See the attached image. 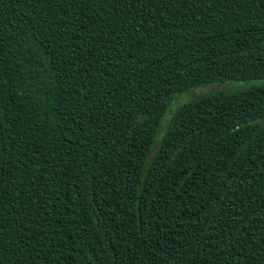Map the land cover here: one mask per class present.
Segmentation results:
<instances>
[{
	"label": "trees",
	"instance_id": "obj_1",
	"mask_svg": "<svg viewBox=\"0 0 264 264\" xmlns=\"http://www.w3.org/2000/svg\"><path fill=\"white\" fill-rule=\"evenodd\" d=\"M0 264H264V0H0Z\"/></svg>",
	"mask_w": 264,
	"mask_h": 264
},
{
	"label": "rangeland",
	"instance_id": "obj_2",
	"mask_svg": "<svg viewBox=\"0 0 264 264\" xmlns=\"http://www.w3.org/2000/svg\"><path fill=\"white\" fill-rule=\"evenodd\" d=\"M246 85H249V84L238 83V82H225L222 84L215 83V84L201 86L199 88H192L185 93L177 95L174 101L172 102L171 106L168 108L167 113H169L174 107L178 106L182 102L195 98L211 90H217V89L218 90H232L236 88H242ZM166 117L167 116H164V118L162 119V122L165 121Z\"/></svg>",
	"mask_w": 264,
	"mask_h": 264
}]
</instances>
